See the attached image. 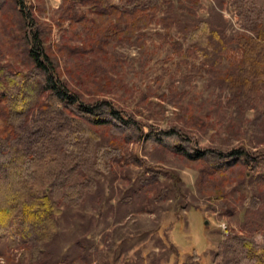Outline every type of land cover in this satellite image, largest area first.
Returning a JSON list of instances; mask_svg holds the SVG:
<instances>
[{
  "label": "rangeland",
  "instance_id": "1",
  "mask_svg": "<svg viewBox=\"0 0 264 264\" xmlns=\"http://www.w3.org/2000/svg\"><path fill=\"white\" fill-rule=\"evenodd\" d=\"M26 1L50 28V53L59 58L61 75L87 102L113 100L156 131L176 128L204 140L207 128H212L215 134L208 145L224 152L238 144L264 152V85L244 99L223 81L242 60L237 38L246 33L226 0H200L191 4V12L176 0L178 11L125 16L123 28L116 26L119 13H98L85 0ZM13 3L8 0L0 12V28L19 24L16 14L9 13ZM203 20L219 37L205 41L212 49L208 56L203 55L205 49L186 41L187 30ZM1 31L3 61L23 65L20 57L12 62L4 47L9 38ZM65 38L70 48L65 47ZM98 38L103 55L92 56L86 50ZM251 122L254 132L247 138L244 133ZM151 129L145 127V132ZM119 142L127 153L178 175L181 195L158 199L155 192L144 195L137 180L141 166L132 161L116 164L115 172L103 177L100 193L79 208L62 207L50 264H215V252L231 232L264 242V186L252 189L260 199L244 203L238 174L214 175L199 183L201 162L167 149L145 152L142 143ZM191 239L199 253L191 248ZM21 251L0 242V264H32L22 259Z\"/></svg>",
  "mask_w": 264,
  "mask_h": 264
},
{
  "label": "trees",
  "instance_id": "2",
  "mask_svg": "<svg viewBox=\"0 0 264 264\" xmlns=\"http://www.w3.org/2000/svg\"><path fill=\"white\" fill-rule=\"evenodd\" d=\"M7 1L0 0V12ZM85 1L98 13H119L118 28L125 25V16L153 10L169 14L171 8L178 11L176 0H120L118 5ZM177 1L191 12V4L200 0ZM226 1L238 13L241 28L252 34L237 38L243 57L223 81L238 97L248 99L264 85V0ZM13 2L9 13L16 14L19 24L11 22L0 30L9 38L10 44L4 47L12 62L13 57H20L23 65L5 63L0 47V242L21 249L22 259L28 258L32 264H50V246L60 232L62 207H81L100 191L103 177L114 173L116 164L132 161L141 166L137 180L144 195L155 192L157 199L181 195L178 175L149 164L136 153H127L119 140L142 143L145 152L167 149L201 162L199 183L214 175L238 174L243 202L260 199L252 189L264 186L263 151L251 152L245 144H238L224 152L208 145L215 134L212 128H207L204 140L176 128L156 131L113 100L87 102L61 75L59 58L50 53V28L38 20L26 0ZM216 37L219 41L207 20L186 33L187 43L205 49L204 56L212 50L205 41ZM100 39L88 45L86 51L92 56L103 55ZM68 40H64L66 48H70ZM253 123L246 127L247 138L254 132ZM104 130L109 134L102 133ZM181 223H177L178 230L184 233ZM173 241L179 246L175 238ZM189 243L197 253L193 239ZM214 260L215 264H264V242L231 232L218 246Z\"/></svg>",
  "mask_w": 264,
  "mask_h": 264
},
{
  "label": "built area",
  "instance_id": "3",
  "mask_svg": "<svg viewBox=\"0 0 264 264\" xmlns=\"http://www.w3.org/2000/svg\"><path fill=\"white\" fill-rule=\"evenodd\" d=\"M224 231H227V227L225 225L222 226Z\"/></svg>",
  "mask_w": 264,
  "mask_h": 264
},
{
  "label": "water",
  "instance_id": "4",
  "mask_svg": "<svg viewBox=\"0 0 264 264\" xmlns=\"http://www.w3.org/2000/svg\"><path fill=\"white\" fill-rule=\"evenodd\" d=\"M206 224H208V222H206Z\"/></svg>",
  "mask_w": 264,
  "mask_h": 264
}]
</instances>
